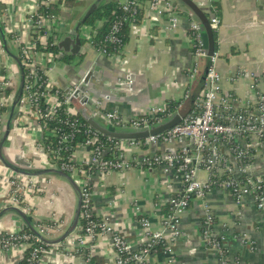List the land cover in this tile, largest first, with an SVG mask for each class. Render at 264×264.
<instances>
[{"label": "crops", "instance_id": "1", "mask_svg": "<svg viewBox=\"0 0 264 264\" xmlns=\"http://www.w3.org/2000/svg\"><path fill=\"white\" fill-rule=\"evenodd\" d=\"M97 0H77L71 13L74 19L63 17L64 23L56 26L58 43L73 32L78 20ZM125 0H120L124 2ZM205 12H211L210 0H193ZM220 5V25L217 28L216 67L223 78V94L235 101L240 111L254 107L256 94L250 88L247 73H264V0H216ZM34 0H0L3 11L0 19L6 33L9 51L18 56L14 38L30 42V28L27 24L28 13ZM149 0L142 1V17L134 24H129L128 41L120 54L105 56L94 48L88 47L83 33H91L86 26L80 31L82 52L76 57H62L41 53L38 60L45 68L49 84L63 91L73 84L80 83L85 74L92 70L89 94L70 100L69 109L73 114L80 113L94 116L101 120L100 111H117L123 117L131 118L144 115L153 106L168 102H183L197 85L200 74L204 71L205 60L200 73L191 81L188 71L193 65V44L189 36V26L195 17L186 7L179 6V24L176 30H170L167 15L155 16L146 11ZM83 8L82 15L77 11ZM8 36V37H7ZM1 42V39H0ZM68 59L70 61L68 62ZM81 65L80 67H78ZM13 74L20 82V70L15 60L6 52H0V77ZM17 86V87H18ZM264 91V88H261ZM85 97H88L86 102ZM100 103L97 108L96 103ZM11 108V107H10ZM8 115L5 116L7 123ZM250 108V109H251ZM103 121V120H102ZM104 122V121H103ZM16 123V125H15ZM22 135V140L13 143L11 138ZM43 131L28 112L16 109L13 128L5 146V156L22 162L31 158L34 141L42 139ZM12 144L16 146H12ZM186 145L194 148L190 142ZM216 146L229 167L236 171L239 163L230 151L229 144L217 140ZM168 146L151 149V153L165 152ZM88 151L79 146L75 149L73 162L86 169ZM251 171L254 176L264 180V144L251 151ZM23 154L26 158L23 159ZM145 154L143 151L127 153L129 161ZM28 158V159H27ZM134 168L125 172L109 171L103 175L94 174L91 179L93 208L98 219H108L115 229L134 247H140L144 241L142 218L150 222V230L157 231L170 212L169 199L181 195L183 185L174 173L166 174L159 166L146 169L134 162ZM220 165L218 164V167ZM15 175L14 172L0 168V212L6 208L8 199L3 176ZM212 172H202L205 179L213 177ZM220 177V176H219ZM76 178V177H75ZM45 183V192L31 199L33 215L31 223L39 231V225L50 228L49 235L56 240L70 226L80 193L72 184L57 175L40 176ZM76 181V179H74ZM206 201L213 212V237L225 251L224 258L213 244L203 240L202 228L205 221L203 201L191 198L189 208L181 221L183 235L179 240L167 242L165 251L155 252L150 257L154 264H264V211L257 207L255 196L245 198L237 206L233 195L219 185H214L207 193ZM168 207V208H167ZM168 211L166 214L165 212ZM45 222V223H43ZM53 224L62 227L53 229ZM79 225L70 237L81 231ZM23 230V223L14 213L0 218V233ZM57 245L43 255L39 264H116V257L110 238L101 236L89 243L86 253L74 251L67 253ZM23 248H16L9 254L0 252V264H18L24 259Z\"/></svg>", "mask_w": 264, "mask_h": 264}, {"label": "built area", "instance_id": "2", "mask_svg": "<svg viewBox=\"0 0 264 264\" xmlns=\"http://www.w3.org/2000/svg\"><path fill=\"white\" fill-rule=\"evenodd\" d=\"M215 0H210L212 3ZM57 0H34L32 10L28 13L27 24L30 28V42H25L18 37L14 38V45L18 48V57L25 68V83L22 98L17 106L28 112L33 121L37 122L43 131L42 137L46 135L55 136V131H48L47 123L53 120L63 106H68L67 113L73 115L69 109L70 98L66 97L63 91L48 83L45 76V68L38 60L41 53H49L48 48L58 45L59 36L56 26L64 23L61 16L50 13L51 4ZM121 8L128 12L122 22L134 24L139 12L144 8L139 0H125ZM179 5L175 0H149L146 11L160 16L166 14L170 30H176L179 24ZM120 22L116 23L106 36L104 43L109 45L121 44L118 35ZM211 25L218 28L220 19L216 15L211 17ZM189 36L193 44V65L188 71L191 81L199 75L203 61L207 58L204 36L201 24L194 20L189 26ZM84 41L88 47L94 48L98 53L105 56L113 55L107 51L102 42H95L91 33L84 35ZM45 50V51H41ZM0 52L4 53L2 42ZM217 56L211 57V66L208 70L205 86L202 90L197 110L189 113L183 121L170 129L167 133L150 137L145 140H117L105 137L87 123L81 124L78 120L71 122L72 130L78 125L84 127L85 141L80 146L87 150L88 160L85 163L86 169L77 168L72 161L52 164L51 153L59 155L63 148L71 147L69 144L70 134L59 136L57 149L51 150L37 140L34 141L31 158L25 162L29 169L56 168L71 174L79 186V193L82 200L80 219L84 222L81 232L75 237H68L64 242L58 244L67 253L74 251L81 255H87V247L94 239L107 236L116 257V264H154L150 257L155 252V246H165L168 254L167 242L179 240L183 231L181 221L189 208L191 198L203 201L205 210V221L202 228L203 240L207 244H213L214 248L221 252L226 258L225 251L213 237V212L206 201L207 193L213 186L229 190L234 197L237 206L242 205L245 198L255 196L257 207L264 211V180L254 176L251 171V151L264 144V73H247L250 79V88L256 94L254 107L240 111L236 108L235 101L230 96L223 94V78L218 72ZM46 77V76H45ZM18 78L11 73L0 77V140L5 129V116L11 107L18 89ZM19 80V79H18ZM189 93L185 96V98ZM100 108V103H96ZM168 104L153 106L144 115L135 117H123L117 111H100L99 116L105 123L118 127H144L161 121L170 115ZM16 125V123H15ZM212 134V138L210 137ZM214 138V139H213ZM227 142L230 151L236 157L239 167L236 171L228 166L225 158L221 155L216 146L217 140ZM190 142L194 151L186 145ZM168 146L165 152L151 153V149L160 146ZM64 149V150H65ZM143 151L140 157L134 159L136 165L146 169L157 166L163 169L164 173H174L183 185L181 195L172 196L169 199L170 212L167 214L162 228L157 231L150 230V222L147 218L141 219L145 241L140 247H134L122 234H120L108 219H98L93 208V191L91 179L94 174L103 175L109 171L125 172L134 168V162L129 161L127 153L131 151ZM209 150L210 157L205 159L203 153ZM26 155L23 154V159ZM74 163V164H73ZM218 164L220 165L218 167ZM3 164L0 161V168ZM217 172L220 179L218 183L212 179H205L202 172ZM76 177V178H75ZM219 177V178H220ZM1 180L6 184V195L8 207H16L26 214H33L31 199L34 196L45 192V183L39 177H26L20 174L3 176ZM62 227L60 224H53V229ZM37 227V226H36ZM50 228L39 225V232L43 236L49 235ZM74 234V233H73ZM41 242L36 236L30 233L9 231L0 233V252L11 253L16 248H23L24 252L30 247V241ZM48 250L36 247L31 251L30 264H39L41 258ZM25 257V256H24ZM168 263L166 264H169ZM225 264H228L225 262Z\"/></svg>", "mask_w": 264, "mask_h": 264}, {"label": "water", "instance_id": "3", "mask_svg": "<svg viewBox=\"0 0 264 264\" xmlns=\"http://www.w3.org/2000/svg\"><path fill=\"white\" fill-rule=\"evenodd\" d=\"M110 0H97L95 1L83 14L80 20L77 21L74 30L70 34H66L58 43L57 47L59 51L62 53V57H76L79 56L82 52V40L83 38L80 35V31L83 28L87 19L92 15L101 5L108 2ZM185 6L191 14L197 19V21L201 24L202 33L204 36L205 46L207 58L205 59V68L204 71L200 74L198 82L194 90L189 93V95L185 98V100L180 104L176 111L171 113L170 115L163 118L161 121L151 124L149 126L144 127H118L114 125L107 124L102 120L98 119L94 116H86L83 114L86 123L93 128L99 134L105 137H111L113 139L128 141V140H145L150 137L158 136L161 134L167 133L173 127L179 125L183 119L191 113L199 103V99L202 93V90L205 86L208 70L211 66V57L215 54V39L213 26L209 21L206 13L197 5L193 0H175ZM0 39L2 42L3 49L9 56H11L20 70V82L19 86L13 100V103L10 108L9 116L7 123L5 125V129L3 135L0 140V161L3 166L16 174H20L26 177H39L45 175H57L62 178L68 180L76 191H80L78 184L75 182L74 178L66 172L58 170L56 168H37V169H29L28 164L26 162H22L21 159H15L14 161L9 160L4 153L5 146L8 144L9 136L11 134L13 128V121L15 118V113L17 106L22 98L24 83H25V73L24 67L21 63V60L18 56H15L9 51V47L7 44L6 33L3 29L1 19H0ZM79 65L78 67H80ZM95 74L94 71H88L83 77L82 81L77 84H73L71 88L67 90L68 98H78L82 97V95L89 94V85L92 79V76ZM87 102L88 97L83 98ZM212 138V134H210ZM81 197L78 201L77 208L75 211L74 218L67 228V230L56 240H50L44 237L36 227L31 223L28 215L23 212L21 209L16 207H8L0 212V218L8 213H14L22 220L23 229L29 230L34 236H36L42 243L53 246L64 242L68 237H70L77 229L80 222L81 215Z\"/></svg>", "mask_w": 264, "mask_h": 264}, {"label": "trees", "instance_id": "4", "mask_svg": "<svg viewBox=\"0 0 264 264\" xmlns=\"http://www.w3.org/2000/svg\"><path fill=\"white\" fill-rule=\"evenodd\" d=\"M139 1L142 2L145 0H139ZM76 2H77V0H57L56 3L51 4V7L49 8L50 13L55 14L56 16L67 17L70 20L74 19L75 15L73 13H71V11L74 8ZM175 3L178 4L180 7L185 8V6H183L179 2L175 1ZM2 11H3V4L0 3V16H1ZM178 13H180L179 10H178ZM187 13H189L191 16H193L190 11H187ZM220 14H221L220 5H219L218 1L215 0L211 3V12L206 13V16L208 17V19L210 21L212 15H216L217 17H220ZM128 15H129V13L124 11L121 8L120 0H110L106 3H104L103 5H101L92 15H90V17L85 22L84 26H86L90 29L91 34L94 36V41L96 43L102 42L103 46L111 54H120L121 51L123 50L124 46L126 45L127 41H128L129 24L126 22H122V20L125 17H128ZM142 15H143V13L140 11L138 16H137L136 22H138V20L142 17ZM120 22H122V23L120 24V30H119L118 35L121 39V44L109 45L107 43H104L105 38L109 34L111 28L116 23L119 24ZM213 32H214L215 51H216L217 29L213 28ZM42 51H45V50H42ZM46 51L48 53H50L51 55H54V56L59 54L57 46L48 48ZM69 61H70V59H68V62ZM24 73H26L25 68H24ZM42 76H43V79H46V77L44 75H42ZM181 103H182L181 101H179V102H168L167 104L170 108V112L173 113L174 111H176ZM67 109H68V106H63L61 108V110L58 111L55 118L47 123L46 129H49L48 131H55V136L45 134L42 137V139L39 141V144L50 148V152H51V150L57 149V147H58L57 142L59 140V136H62L63 134H70L69 144L71 147L66 148V149L63 148L62 152L59 155H54L53 153H51V159H52L51 162L54 165H59V164L64 163V162L69 163L70 161H72L74 153H75V149L78 148L81 144H83L85 141V138H86V136L84 134V127L83 126L78 125V127L75 128V130H72V128L69 126V124L71 122H74L76 120H78L79 123H81V124H85L87 121L85 120L84 116H82L80 113L70 115L66 112ZM195 110H197V108H195ZM0 125H1V121H0ZM203 156L205 159H208L210 157V151L206 150L203 153ZM77 168H81V166L78 165ZM213 174L214 175L211 179H212V181H215L216 183H218V181L220 179H224L223 176L219 178L216 171ZM69 175H71V174H69ZM168 211L169 210H167L165 213L167 214ZM27 215H28L29 219L31 220L30 217L33 214L31 213V214H27ZM43 223H45V222H43ZM80 224L82 225V227L85 225L84 222L82 221V219H80ZM22 232L23 233H30V231L27 229L26 230L23 229ZM36 247H40L44 250H49L51 248L50 245L44 244L42 242L38 243L34 240H31L30 241V247L28 249H26L24 259L22 261H20L18 264H30L29 258L31 255V251ZM154 249L157 252H162L165 250V246L158 245V246H155Z\"/></svg>", "mask_w": 264, "mask_h": 264}, {"label": "rangeland", "instance_id": "5", "mask_svg": "<svg viewBox=\"0 0 264 264\" xmlns=\"http://www.w3.org/2000/svg\"><path fill=\"white\" fill-rule=\"evenodd\" d=\"M82 12H83V8H81L79 11H77V17H80L81 15H82ZM42 51V50H41ZM18 80V79H17ZM16 80V81H17ZM22 135H17V139L16 138H11V140H13V143H16L17 142V140H22ZM10 139V138H9ZM12 146L14 147V146H16V145H14V144H12Z\"/></svg>", "mask_w": 264, "mask_h": 264}]
</instances>
